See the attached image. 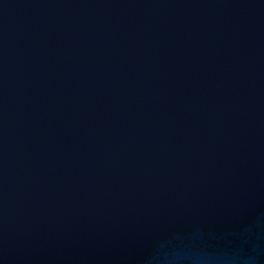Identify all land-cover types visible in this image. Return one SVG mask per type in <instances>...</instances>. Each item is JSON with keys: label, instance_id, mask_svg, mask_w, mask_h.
<instances>
[{"label": "water", "instance_id": "obj_1", "mask_svg": "<svg viewBox=\"0 0 264 264\" xmlns=\"http://www.w3.org/2000/svg\"><path fill=\"white\" fill-rule=\"evenodd\" d=\"M0 264H264V0H0Z\"/></svg>", "mask_w": 264, "mask_h": 264}]
</instances>
